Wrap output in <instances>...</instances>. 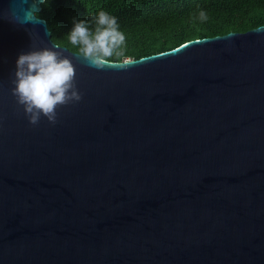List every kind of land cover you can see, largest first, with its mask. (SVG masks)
<instances>
[{
	"label": "water",
	"instance_id": "1",
	"mask_svg": "<svg viewBox=\"0 0 264 264\" xmlns=\"http://www.w3.org/2000/svg\"><path fill=\"white\" fill-rule=\"evenodd\" d=\"M44 0H0V264H264V25L87 66ZM76 69L79 102L29 123L20 54Z\"/></svg>",
	"mask_w": 264,
	"mask_h": 264
},
{
	"label": "trees",
	"instance_id": "2",
	"mask_svg": "<svg viewBox=\"0 0 264 264\" xmlns=\"http://www.w3.org/2000/svg\"><path fill=\"white\" fill-rule=\"evenodd\" d=\"M101 10L115 16L126 35L124 56L113 57L119 62L169 51L189 40L264 25V0H44L36 16L46 21L56 44L79 53L68 40L74 21H91L94 30L91 18ZM201 10L207 21L198 19Z\"/></svg>",
	"mask_w": 264,
	"mask_h": 264
},
{
	"label": "clouds",
	"instance_id": "3",
	"mask_svg": "<svg viewBox=\"0 0 264 264\" xmlns=\"http://www.w3.org/2000/svg\"><path fill=\"white\" fill-rule=\"evenodd\" d=\"M208 18L206 12H199L200 21H207ZM91 19L95 21L94 30L89 27L91 21H74L68 35L71 45L78 46V52L87 66L96 70H103L106 65L126 68L127 63L113 59L123 57L126 48V35L120 30L117 18L101 10L98 16ZM54 46L57 49L60 47ZM14 77L12 94L17 104L23 106L32 125L38 124L42 116L55 124L59 107L82 99L76 87L75 66L59 51L43 48L20 54Z\"/></svg>",
	"mask_w": 264,
	"mask_h": 264
}]
</instances>
